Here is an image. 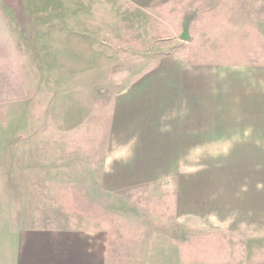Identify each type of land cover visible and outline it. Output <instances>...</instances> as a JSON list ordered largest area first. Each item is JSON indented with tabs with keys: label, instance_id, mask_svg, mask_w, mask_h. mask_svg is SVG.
<instances>
[{
	"label": "rangeland",
	"instance_id": "1",
	"mask_svg": "<svg viewBox=\"0 0 264 264\" xmlns=\"http://www.w3.org/2000/svg\"><path fill=\"white\" fill-rule=\"evenodd\" d=\"M34 2L0 165L70 183L113 264H264V0Z\"/></svg>",
	"mask_w": 264,
	"mask_h": 264
},
{
	"label": "crops",
	"instance_id": "2",
	"mask_svg": "<svg viewBox=\"0 0 264 264\" xmlns=\"http://www.w3.org/2000/svg\"><path fill=\"white\" fill-rule=\"evenodd\" d=\"M36 2L0 0V89H28L31 24L42 16ZM31 172L0 165V264H113L108 223L82 211L86 201L71 197L70 183L32 181Z\"/></svg>",
	"mask_w": 264,
	"mask_h": 264
}]
</instances>
